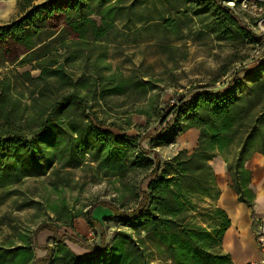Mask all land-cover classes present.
Listing matches in <instances>:
<instances>
[{"label":"trees","instance_id":"obj_1","mask_svg":"<svg viewBox=\"0 0 264 264\" xmlns=\"http://www.w3.org/2000/svg\"><path fill=\"white\" fill-rule=\"evenodd\" d=\"M138 1L146 0L130 6L125 0H18L20 17L0 26V205L12 195L8 189L24 179L91 164L104 178L120 183L122 202L119 208L105 202L89 206L86 223L100 234L97 247L85 248L87 254H73L68 238L57 236L55 222L72 229L73 220L82 217L66 216L62 203L50 208L55 222L40 225L31 237L21 236L18 246L0 245V264H151L147 245L159 254L160 264H230L229 256L219 252L230 223L215 206L219 190L209 162L231 152L233 159L225 161L230 188L238 203L252 210L255 193L245 163L255 154L264 157V57L237 72L243 80L232 79L223 92L203 86L180 99L152 135L129 136L126 129L100 120L90 103L111 97L141 100L155 89L153 84L137 72L102 74L96 64L94 75L74 78L70 66L77 48L100 50L101 60L105 46L120 36L121 12ZM164 1L168 13L183 12L193 3L197 15H208L207 28L217 42L235 35L258 42L225 6L240 0ZM161 19L163 30L175 29L172 20ZM24 67L28 70L18 72ZM190 129L198 132L191 152L158 154ZM98 208L109 215L95 218ZM104 222L129 232H113L106 241ZM43 231L54 238L38 248L45 255L36 258L35 237Z\"/></svg>","mask_w":264,"mask_h":264},{"label":"rangeland","instance_id":"obj_2","mask_svg":"<svg viewBox=\"0 0 264 264\" xmlns=\"http://www.w3.org/2000/svg\"><path fill=\"white\" fill-rule=\"evenodd\" d=\"M132 1L125 0V6H130ZM17 2L0 0V26L8 25L20 17ZM164 2L138 1L136 6L122 11L116 23L120 36L105 46L102 59L97 61L100 50L88 52V48H77V60L70 66L74 78L83 73L94 75L93 64H96L102 74L109 72L129 76L137 72L153 84L155 89L141 100L111 97L99 104L90 103L100 120L106 125L114 123L126 129L129 136L137 133L152 135L169 107L180 99L189 98L203 86H209L214 92H223L232 79L243 80L237 72L256 63L262 53L264 55L262 51L257 55L255 42L246 36L235 35L231 40L215 41L216 34L207 28L208 15H197L198 9L193 3L183 12L168 13ZM161 17L172 20L175 29L163 30ZM17 70L23 72L28 67ZM1 74L2 70L0 77ZM31 74L35 76L37 72ZM112 131L116 132L115 129ZM157 151L162 158H166L169 155L165 151L174 153L178 147L175 143ZM252 157L260 158L257 154ZM84 159L89 161L87 156ZM58 167L56 165L54 169ZM119 189L120 183L116 179L104 178L95 170L94 164L82 169L58 170L54 174L50 171L44 177L24 179L8 189L12 195L0 205V245H20L21 236L31 237L40 225L55 220L50 209L52 206L60 207L65 203L66 216L81 214L82 217L73 220L72 229H65L61 226L62 222L54 221L60 228L57 229V236L68 238L67 246L75 249L78 255L87 254L89 251L85 248L98 246L100 231L90 229L84 215L89 206L101 202L119 208L122 203ZM93 216L97 217L95 211ZM196 222L199 223V220ZM102 229L106 241L111 239L113 232H129L126 227L111 222H104ZM133 237L136 238L134 234ZM53 238L54 235L48 231L38 233L35 237V252L52 243ZM145 251L151 264L161 263L159 254L151 245H147Z\"/></svg>","mask_w":264,"mask_h":264},{"label":"crops","instance_id":"obj_3","mask_svg":"<svg viewBox=\"0 0 264 264\" xmlns=\"http://www.w3.org/2000/svg\"><path fill=\"white\" fill-rule=\"evenodd\" d=\"M252 63L250 67H254ZM198 132L194 129L176 137L174 144L178 150L191 152L197 145ZM146 146V145H145ZM171 147V146H170ZM176 153L167 152L170 156ZM259 159L252 157L245 163V168L251 172L250 187L255 193L254 206L251 209L244 204L238 203L237 197L230 188V179L226 170V163L233 159L231 152L215 157L209 162L216 176V185L219 190V196L215 206L222 210L229 220V227L224 232L219 246L220 254H226L230 258V264H249L257 261L261 257L259 245L256 240V219L264 218V157L259 155ZM97 219L109 215L105 209L95 210ZM50 245V244H48ZM68 249L75 255H78L75 249L70 246ZM36 258H42L45 252L39 250L35 252Z\"/></svg>","mask_w":264,"mask_h":264},{"label":"built area","instance_id":"obj_4","mask_svg":"<svg viewBox=\"0 0 264 264\" xmlns=\"http://www.w3.org/2000/svg\"><path fill=\"white\" fill-rule=\"evenodd\" d=\"M225 6L232 10L234 15L242 22V26L251 32L257 39L256 49L264 52V0H240L235 6L234 2H227ZM262 55L258 60L262 59ZM256 240L260 248L261 257L249 264H264V218L256 219Z\"/></svg>","mask_w":264,"mask_h":264}]
</instances>
